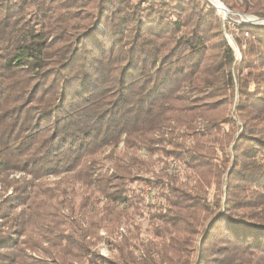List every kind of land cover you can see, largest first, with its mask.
<instances>
[{"label": "trees", "instance_id": "1", "mask_svg": "<svg viewBox=\"0 0 264 264\" xmlns=\"http://www.w3.org/2000/svg\"><path fill=\"white\" fill-rule=\"evenodd\" d=\"M230 24L209 0H0V264H264V24Z\"/></svg>", "mask_w": 264, "mask_h": 264}, {"label": "rangeland", "instance_id": "2", "mask_svg": "<svg viewBox=\"0 0 264 264\" xmlns=\"http://www.w3.org/2000/svg\"><path fill=\"white\" fill-rule=\"evenodd\" d=\"M219 1L221 2V0H209V2L214 5V7L217 9V4L219 3ZM222 3V2H221ZM223 4V3H222ZM220 5V3L218 4ZM224 5V4H223ZM225 7V6H224ZM227 8V7H225ZM228 9V8H227ZM218 10V9H217ZM229 10V9H228ZM219 14H221L223 16V18L225 17V14H227V16L225 17V20H228L229 22H231V27L233 26V22H244L245 24L248 22L246 19L248 20H256V19H260L256 16H245V15H240L239 13H235L229 10L230 13L224 12L223 10H218ZM258 23H262L264 24V20L259 21ZM225 37L227 39V41L229 42V44L232 46V48L235 51V56L236 58L239 57V59H236L237 61L241 60V53L239 51V49L237 48L236 44L234 43V40L232 38V35L229 32H225ZM143 154H145L144 152H142ZM262 161L264 162V159H262ZM172 162V161H171ZM174 166H179V162L174 161L173 162ZM142 191L145 193L146 195V204H151V198L152 195L154 194L153 191H150L152 186L149 185V183H145L142 187ZM144 227L148 226V222H144ZM129 229H126V231H128ZM121 231V230H120ZM103 237V240L101 241L100 244L97 245L95 251H97L101 257L107 259L108 261H112L114 260V258L116 257V251H115V247L113 246V242L108 240L105 233H101Z\"/></svg>", "mask_w": 264, "mask_h": 264}, {"label": "water", "instance_id": "3", "mask_svg": "<svg viewBox=\"0 0 264 264\" xmlns=\"http://www.w3.org/2000/svg\"><path fill=\"white\" fill-rule=\"evenodd\" d=\"M219 3H220V6L222 7V10L224 12L230 13L229 10L227 8H225L224 5L220 1H219ZM246 20L248 21L246 24H254V23H258L259 21L264 20V19H256V20L246 19Z\"/></svg>", "mask_w": 264, "mask_h": 264}, {"label": "bare ground", "instance_id": "4", "mask_svg": "<svg viewBox=\"0 0 264 264\" xmlns=\"http://www.w3.org/2000/svg\"><path fill=\"white\" fill-rule=\"evenodd\" d=\"M219 4V3H218ZM216 5L218 10H222V7L220 5Z\"/></svg>", "mask_w": 264, "mask_h": 264}, {"label": "built area", "instance_id": "5", "mask_svg": "<svg viewBox=\"0 0 264 264\" xmlns=\"http://www.w3.org/2000/svg\"><path fill=\"white\" fill-rule=\"evenodd\" d=\"M226 16H227V14H225V17H226ZM225 17H224V19H226ZM236 59H239V57H237Z\"/></svg>", "mask_w": 264, "mask_h": 264}]
</instances>
